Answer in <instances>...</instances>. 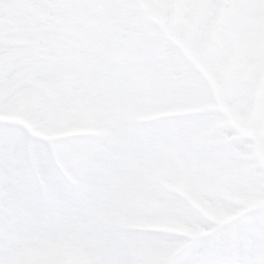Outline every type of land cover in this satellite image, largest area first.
I'll return each mask as SVG.
<instances>
[{"label": "clouds", "instance_id": "obj_1", "mask_svg": "<svg viewBox=\"0 0 264 264\" xmlns=\"http://www.w3.org/2000/svg\"><path fill=\"white\" fill-rule=\"evenodd\" d=\"M0 264H264V0H0Z\"/></svg>", "mask_w": 264, "mask_h": 264}]
</instances>
